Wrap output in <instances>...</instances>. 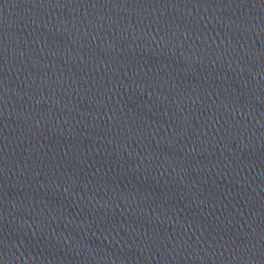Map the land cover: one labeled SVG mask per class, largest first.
Listing matches in <instances>:
<instances>
[{
    "label": "water",
    "instance_id": "1",
    "mask_svg": "<svg viewBox=\"0 0 264 264\" xmlns=\"http://www.w3.org/2000/svg\"><path fill=\"white\" fill-rule=\"evenodd\" d=\"M0 264H264V0H0Z\"/></svg>",
    "mask_w": 264,
    "mask_h": 264
}]
</instances>
